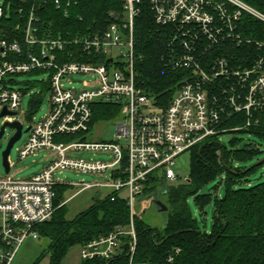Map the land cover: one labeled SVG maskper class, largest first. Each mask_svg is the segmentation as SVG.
<instances>
[{"label":"built area","instance_id":"obj_1","mask_svg":"<svg viewBox=\"0 0 264 264\" xmlns=\"http://www.w3.org/2000/svg\"><path fill=\"white\" fill-rule=\"evenodd\" d=\"M74 1L68 0V6ZM142 1L123 0V15H116V21L105 29L84 36L40 39L32 13L23 45L18 40L0 39L3 125L19 121L24 126L20 110L25 95L20 83H14L17 76L45 72L50 83V111L30 126L19 155L21 160L39 151L53 155L48 166L29 179L13 178L10 159V172L0 175V264H12L28 238L38 240L35 227L52 218L56 188L70 186L56 180V174L66 170L105 177L110 172L105 183L75 184L81 187L77 195L97 189L101 199L112 196L114 200L115 193L121 196L126 191L123 198L131 210L129 226L80 245L82 261H110L125 253L128 264H155L136 260L135 198L148 178L159 172L173 182L177 179L176 160L183 153L215 138L220 141L227 133L264 125V33L249 37L247 26L242 25L244 15L264 23V14L243 0H149L156 24L171 33L162 61L168 68L186 72L168 105L162 106L136 82L134 25ZM62 3L56 0L58 7ZM4 12L5 6L0 7V19ZM66 47L75 51L61 59L58 53ZM241 47L247 48L245 54H239ZM75 57L78 60H67ZM77 74L90 75L91 80L85 88L66 87ZM98 103L120 108L116 139L83 142ZM4 109L14 115L1 116ZM239 115L245 120L227 127ZM81 151L109 152L113 161L76 157ZM180 252L176 249L158 264H178Z\"/></svg>","mask_w":264,"mask_h":264},{"label":"trees","instance_id":"obj_2","mask_svg":"<svg viewBox=\"0 0 264 264\" xmlns=\"http://www.w3.org/2000/svg\"><path fill=\"white\" fill-rule=\"evenodd\" d=\"M62 1V6L58 7L56 0H6L5 12L0 19V39L18 40L23 45L32 13L36 20L32 25L38 28L40 39L59 36L71 39L105 29L116 21V15H123L124 11L123 0H77L69 6L68 0ZM243 1L264 14V0ZM138 9L134 25L138 57L136 82L158 105L167 106L186 72L168 68L162 61L171 33L167 27L156 24L149 0H143ZM242 25L247 26L246 35L249 37L264 33V23L248 15H244ZM73 50L75 48L66 47L58 55L65 59V55ZM246 51V47H241L239 54ZM40 74L45 72L35 70L25 75ZM27 85L26 88L21 87L25 96L32 88L30 83ZM39 85L43 93L32 96L29 117L37 112L45 94L50 92L49 81ZM119 114L120 108L116 105L96 104L91 130L96 124L115 120ZM244 120V115H239L227 127L237 126ZM231 133H248L264 143V125ZM231 145L232 148H228L215 138L192 149L191 173L187 183L180 187L168 186L166 177L159 172L148 178L140 197L151 202L161 200L168 208L165 212L167 220L160 231L136 213L134 223L139 239L137 262L162 263L176 249H180L178 264H264V183L247 188L241 186L244 177L255 169L248 170L241 164L261 154L262 150L255 142L239 146L234 140ZM218 177L221 178L220 185L226 188L223 198L218 196L219 186L212 192L200 193L206 184ZM67 189L69 186L56 188V209L52 218L35 227L38 240H45L48 244L33 264H40L46 258L49 264H61L73 247L130 224V206L120 193L113 195L114 200L112 196L96 199L85 211L67 218L68 210L60 204ZM191 196L202 213L208 206H214V225L210 233L201 230L192 214L188 204ZM82 264H128V260L123 253L110 261L96 259L83 261Z\"/></svg>","mask_w":264,"mask_h":264},{"label":"rangeland","instance_id":"obj_3","mask_svg":"<svg viewBox=\"0 0 264 264\" xmlns=\"http://www.w3.org/2000/svg\"><path fill=\"white\" fill-rule=\"evenodd\" d=\"M5 6V0H0V7ZM48 75L40 74V75H32V76H18L15 80L20 84L18 86L26 88L28 87L27 83H30L31 92L27 93L23 99L22 107L20 110L21 120L24 123V133L20 140H18L11 149V153L9 156L10 162L13 164V168L11 170V175L15 179L26 180L37 174L38 172L43 171L50 161L53 159V155H51L47 151H39L35 155H30L25 159H20L19 151L23 149L29 133L25 132L33 123L37 120L44 118L50 111V97L51 93L48 91L44 100L37 112L29 117L31 112L30 101L32 96L36 94H42V87L39 85L43 81H46ZM91 80L90 75L86 74H77L70 78V82L72 84H66V87H75L77 89L85 88V83ZM119 116L110 122L99 123L96 124L95 127L85 136L82 137L81 140L83 142H111L116 139V124L118 122ZM3 127V119L0 118V130ZM15 134V131L6 128L5 134L0 141V175L6 176L5 168L3 166V152L6 150L10 139ZM236 141L238 145L247 144L250 142L257 143V146L262 150V153L255 156L250 161L241 164L246 169H251L255 164L264 159V143L259 142L253 135L248 133H227L221 137V142H223L228 148H232L231 142ZM123 145H126V140L122 141ZM76 157L82 158L87 161H104L110 163L113 161V157L109 152L103 151H81L76 154ZM174 171L177 175V179L173 182H168V186L170 187H180L187 183V180L191 173V151L183 153L176 160V164L174 166ZM110 172H107L106 177L104 175H94V174H85L78 171L66 170L63 173L56 174V180L69 183V189L64 191V196L61 206H65L68 210L67 218H73L77 213H81L85 210L86 200L90 198L93 193H96L95 200L100 199L99 190H89L84 191L77 195L80 190V186L75 184L81 182H102L105 183V180H110ZM225 179V175L222 176ZM221 178L218 177L216 180L212 181L209 184H206L203 189H201V194L212 192L216 187L219 186L218 196L219 198H223L225 194V185H220ZM264 183V163L260 166L255 167L254 170L249 173V175L245 176L243 179V184L241 185L244 188L255 186L258 184ZM167 187L166 185H164ZM128 193L123 191L121 196H126ZM93 200V203L94 201ZM188 204L190 206L191 212L195 218H197L199 226L203 232L210 233L212 231L214 225V206L210 205L206 208L205 213H202L201 210L195 203L194 197L188 198ZM135 211L137 214L141 215L144 221H146L151 227L157 228L158 230H162L165 226L167 216L165 213L159 211V209L151 202L146 201L140 196H136L135 198ZM47 241L45 240H33L32 238H28L24 244L20 247L14 261L12 264H33L36 259L40 256L41 252L47 247ZM81 258V246L77 245L73 247L67 256L64 258L61 264H82ZM40 264H49V259H44Z\"/></svg>","mask_w":264,"mask_h":264},{"label":"water","instance_id":"obj_4","mask_svg":"<svg viewBox=\"0 0 264 264\" xmlns=\"http://www.w3.org/2000/svg\"><path fill=\"white\" fill-rule=\"evenodd\" d=\"M7 114H11L14 115L13 113H9L6 109H4V111L2 112L1 116H6ZM6 128H10L12 130L15 131V134L13 135V137L10 139L8 146L6 148V150L3 152V166L5 168V172L9 173L10 172V166H9V156L11 153V149L14 146V144L20 140L23 136L24 133V126L22 123H20L19 121H16L14 123H5L3 125V127L0 130V141L2 140L4 134H5V130ZM30 131V127L25 131L26 133ZM264 163V159L259 161L257 164H255L252 168H255L257 166H260ZM248 169V170H251ZM152 203L159 209L160 212L165 213L168 208L165 206V204L161 201V200H153Z\"/></svg>","mask_w":264,"mask_h":264},{"label":"crops","instance_id":"obj_5","mask_svg":"<svg viewBox=\"0 0 264 264\" xmlns=\"http://www.w3.org/2000/svg\"><path fill=\"white\" fill-rule=\"evenodd\" d=\"M95 195H96V193H93L91 196H90V198L88 199V200H86V206H85V208L83 209V210H86V209H88L90 206H92V204H93V200H95L94 198H95ZM123 197H125V196H122V198ZM78 214V213H77ZM75 216V215H74ZM73 216V217H74Z\"/></svg>","mask_w":264,"mask_h":264}]
</instances>
